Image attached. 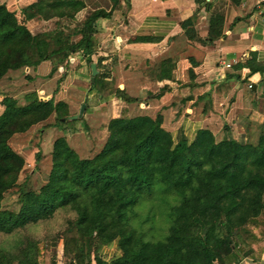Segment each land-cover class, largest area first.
<instances>
[{
  "label": "trees",
  "instance_id": "1",
  "mask_svg": "<svg viewBox=\"0 0 264 264\" xmlns=\"http://www.w3.org/2000/svg\"><path fill=\"white\" fill-rule=\"evenodd\" d=\"M243 1L194 0L196 8L179 22L180 28L188 40L212 44L225 35L227 4L239 6ZM119 5L120 0H111L109 8H94L70 32L57 27L32 33L14 11L0 3V79L9 70L35 68L45 60L53 61L51 72L58 63H65L66 68L78 52L91 64L97 20L111 18ZM85 6L84 0H33L21 14L23 20L71 22ZM254 8L264 24V0ZM201 12L208 13L204 36L196 29ZM238 20L235 17L232 23ZM74 35L79 38L73 40ZM161 39L143 35L132 41ZM178 59L175 55L155 63L152 74L158 80L174 81ZM193 66L188 71L191 81ZM233 66L248 70L243 81L260 74L264 95V52L250 50L244 61ZM233 78L241 79L229 72L224 83ZM253 84L249 83L250 88ZM111 85L104 73L97 72L90 81L85 108L90 93L101 96ZM167 90L165 84L149 98H159ZM113 94L125 104L138 100L121 88ZM202 99L208 101L202 108L206 112L210 93L197 97ZM1 104L0 234L13 235L59 211L66 216L59 229L42 240L24 235L0 247V264H41L48 247L53 249L50 264L58 260L61 264H243L244 260L264 264V121L254 142L245 134L235 138L228 125L219 140L207 127L197 128L189 138L183 129L176 134L165 129L161 110L153 116H129L123 107L119 116L107 122L105 142L93 156L80 157L65 136L57 137L47 178L33 189L18 183L25 160L9 140L52 115L54 123L45 127L63 129L69 121L68 104L53 96L41 98L36 91L26 93L23 103L4 96ZM15 187L19 207L6 209L4 196ZM106 248L112 249L108 255Z\"/></svg>",
  "mask_w": 264,
  "mask_h": 264
},
{
  "label": "rangeland",
  "instance_id": "2",
  "mask_svg": "<svg viewBox=\"0 0 264 264\" xmlns=\"http://www.w3.org/2000/svg\"><path fill=\"white\" fill-rule=\"evenodd\" d=\"M32 1L33 0H0V3H4L8 9L14 11L18 20L25 22L32 33L50 31L57 27H62L66 32H70L72 31V27L94 8L99 6L109 8L111 6V0H84L86 4L85 8L78 12L75 20L71 22L65 20H59L58 22L57 18L49 20H42L39 18L23 20L21 9ZM257 1L259 2V0ZM128 8L129 5L127 0H120V5L114 10L109 19V23L114 26H121L125 19H127L126 12ZM226 9L227 6L225 8V15ZM256 17L253 23H258L259 26L256 28L254 36L260 35L263 37L262 39H264V32H262L264 24L263 22L261 23V21L257 22L260 18L258 15ZM200 19L201 18H199V20ZM200 26L201 23L199 24V27ZM100 28H103L101 24ZM72 38L73 40H77L79 35H74ZM95 41L96 39L94 40V48L97 45ZM245 51H248L246 47L244 49L241 48L237 52L236 58L230 60L221 58L219 60L220 63L222 62V66L225 67V73H238L241 79L237 80L233 78L232 83L228 81L219 86V90L222 88L221 91H224L226 95L219 99L218 102L220 108L218 112L221 114L219 116L220 119L218 118V122L215 124V135L217 140L224 135V127L228 125L236 138L245 134L250 141L254 142L260 130L259 125L264 121V95L261 93L262 85L258 82L260 78H257L258 80L253 82L255 84L250 88L249 83H251V81L242 80V77H245L248 71L245 70V72L243 70L244 68L235 70L233 66L238 60L244 61L248 57ZM257 51L263 53L264 47ZM96 58L98 57L94 59ZM83 60L82 53L78 52L70 58L69 63L66 64V68L64 67L65 63H58L56 70L53 72H51L53 67L52 60H47L38 70L37 66L35 68L21 67L15 70H9L0 79V112L3 109L1 99L4 96H12L20 103H23L26 93L36 91L41 98L53 96L55 100L65 101L69 107V114H78L81 104L84 103V99L87 97V90L90 87V81L88 79L91 76L89 63L86 59V61ZM92 61V63H95V60L92 59ZM70 63L71 67L69 66ZM225 63H230V66L226 67ZM100 64L103 65L102 63ZM190 82L194 83V81L190 79L185 82L179 81L178 88L186 87ZM112 85L111 88L106 89L101 96L94 94V92L89 94L87 109L84 108L83 114L75 123L68 119L69 121L66 122L63 129L57 126L45 127V123H54L55 118L54 115H52L46 122L36 124L26 132L14 134L10 138V146L25 160L24 167L18 178V183L24 182L27 186L38 189V187L45 182L51 167L52 145L57 137L65 136L69 145L76 150L80 157H90L99 151L105 142L107 136V122L111 117L119 116L123 107H126L129 116L144 113L145 109L141 106L143 102L141 104L139 102L141 100L147 101L148 97L144 96L140 101L138 99L136 103L130 105L128 108V106H123L124 103L117 98L113 92L109 94V89H113ZM232 87L233 90L229 89ZM181 93L179 89V95H177L178 99L174 98L175 101H173L176 103V106H173L174 108L182 104L181 100L183 96ZM205 104H208L207 99H202L200 104H196L198 108L195 110L199 113L202 112V108ZM231 108L232 110H230L229 117L226 119L227 113ZM225 109L226 112L224 111ZM172 115L173 112L167 115V123H165V126L168 129L174 130L178 126V122L172 121ZM199 115L200 114H198V116ZM73 127H75V130H73ZM2 204L6 209H18L17 187L5 194ZM65 216L66 213L64 211H59L53 218L42 221L37 225H30L25 229L18 230L13 235L0 234V247H8L15 239L24 235L42 240L45 236L59 229ZM60 243L57 246L58 256L61 253ZM111 250V248H106L104 252L108 255L111 253ZM52 254L53 249L48 247L41 258V264H50ZM244 263L252 264L247 260H244L243 264ZM57 264H61L60 260H58Z\"/></svg>",
  "mask_w": 264,
  "mask_h": 264
},
{
  "label": "crops",
  "instance_id": "3",
  "mask_svg": "<svg viewBox=\"0 0 264 264\" xmlns=\"http://www.w3.org/2000/svg\"><path fill=\"white\" fill-rule=\"evenodd\" d=\"M127 2L129 5L126 12L127 19L121 26L110 24V18L99 19L96 23L95 43L97 45L91 54V60H95L96 68L97 62L103 64H99L97 70L104 73L106 81L113 84V89H109V94H112L114 89L121 88L125 89L130 96L138 98L139 101L144 96L148 97L147 101L139 102L140 104L143 102L141 105L145 109L143 114L153 116L156 111L161 110L163 126L173 134H176L179 129H183L184 133L192 138L199 127H207L215 133V124L221 114L218 112L220 110L218 102L226 95L224 91H221L222 88L219 90L226 75L225 67L219 60L221 58L229 60L236 58L237 52L241 48L246 47L250 51L260 50L264 47L263 37L254 36L255 30L259 26L258 23H253L254 18H257L258 15L260 20L257 19V22L261 21L262 23L260 11L254 8L257 7L258 1L244 0L239 6L227 4L225 35L212 44L206 45L188 40L179 25L182 19L193 13L196 8L194 0H127ZM235 17H239L240 20L233 24L232 21ZM199 18L201 19L199 20ZM207 18L208 13L201 12L199 14L196 29L201 36L207 33ZM100 24L103 28H100ZM262 32H264V27ZM143 35H157L162 39L155 42L132 41L134 37ZM248 51L245 53L248 54ZM175 55L179 57L173 70L175 80H158L152 74L151 67L159 61ZM95 57L98 58L94 59ZM83 58L86 59L84 56ZM46 61L37 65V70ZM191 63L194 65V85L178 88L179 81L185 82L190 78L188 71ZM69 66L71 67V63ZM89 67L91 74V64ZM90 78L91 76L88 78L89 81H91ZM257 78H260L258 73L248 77V80L253 83L258 80ZM229 83H232V80ZM165 84L168 85V90L161 97L149 98L151 93H155ZM179 89L183 96L182 104L174 108L176 103L173 101H175L174 98L178 99ZM229 89L233 90V87ZM205 92L210 93L211 103L206 112L199 113L195 110L198 108L196 104L201 103L197 97ZM184 98L188 99L184 101ZM134 103L136 102L124 103L123 106L129 108ZM230 110L232 108L229 109L226 119L229 117ZM224 111L226 112V109ZM168 112H173L172 121L178 122V126L174 130L165 126ZM198 114L200 115L198 116ZM232 134L236 138L233 132Z\"/></svg>",
  "mask_w": 264,
  "mask_h": 264
},
{
  "label": "water",
  "instance_id": "4",
  "mask_svg": "<svg viewBox=\"0 0 264 264\" xmlns=\"http://www.w3.org/2000/svg\"><path fill=\"white\" fill-rule=\"evenodd\" d=\"M97 72H98V70L96 68V64L95 63H91V78H90L91 81L94 80V76L97 74ZM84 108H85V104L82 103L81 106H80L78 114L69 115L68 119L72 120V119H75L77 117H81V115L83 114Z\"/></svg>",
  "mask_w": 264,
  "mask_h": 264
},
{
  "label": "built area",
  "instance_id": "5",
  "mask_svg": "<svg viewBox=\"0 0 264 264\" xmlns=\"http://www.w3.org/2000/svg\"><path fill=\"white\" fill-rule=\"evenodd\" d=\"M225 65H226V67H229L230 66V63H225ZM244 264H246V263H244Z\"/></svg>",
  "mask_w": 264,
  "mask_h": 264
},
{
  "label": "clouds",
  "instance_id": "6",
  "mask_svg": "<svg viewBox=\"0 0 264 264\" xmlns=\"http://www.w3.org/2000/svg\"><path fill=\"white\" fill-rule=\"evenodd\" d=\"M71 219H73V220H74V219H76V217H75V216H73V217H71Z\"/></svg>",
  "mask_w": 264,
  "mask_h": 264
}]
</instances>
